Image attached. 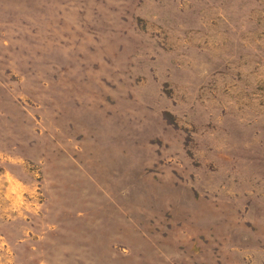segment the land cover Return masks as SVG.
I'll return each mask as SVG.
<instances>
[{
  "label": "rangeland",
  "instance_id": "1",
  "mask_svg": "<svg viewBox=\"0 0 264 264\" xmlns=\"http://www.w3.org/2000/svg\"><path fill=\"white\" fill-rule=\"evenodd\" d=\"M0 264H264V0H0Z\"/></svg>",
  "mask_w": 264,
  "mask_h": 264
}]
</instances>
